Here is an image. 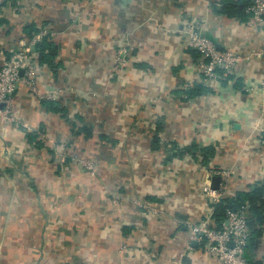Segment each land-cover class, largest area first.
Segmentation results:
<instances>
[{
  "label": "crops",
  "instance_id": "obj_1",
  "mask_svg": "<svg viewBox=\"0 0 264 264\" xmlns=\"http://www.w3.org/2000/svg\"><path fill=\"white\" fill-rule=\"evenodd\" d=\"M221 2L0 0V67L28 32L58 47L52 64L33 51L39 94L19 85L16 121L0 117V264H220L190 226L220 229L211 195L223 180L221 199L264 185V58L252 57L264 21L249 27ZM192 23L241 57L226 80L203 81ZM197 85L210 92L189 97ZM205 147L215 149L206 165ZM250 226L249 262L264 264V224Z\"/></svg>",
  "mask_w": 264,
  "mask_h": 264
},
{
  "label": "built area",
  "instance_id": "obj_2",
  "mask_svg": "<svg viewBox=\"0 0 264 264\" xmlns=\"http://www.w3.org/2000/svg\"><path fill=\"white\" fill-rule=\"evenodd\" d=\"M247 25L256 28L264 21V0H251L246 7ZM47 36V31H40L32 39L19 42L18 47L12 55L5 60L0 67V117L14 122L11 115L13 97L19 85L27 86L35 96L38 92V64L34 59L32 47L42 42ZM187 46L195 51L199 57L198 69L202 74L204 82H215L222 78V75H233L241 57L231 50H220L216 43L208 37L201 25L192 23L186 31ZM126 49H121L116 56L117 68L126 65ZM254 58H264V49L254 53ZM21 71L23 74L21 75ZM223 73V74H222ZM261 86L264 90V75ZM188 86H185L187 88ZM58 93L47 96L49 100H56ZM23 127V125H21ZM25 126V125H24ZM80 168L90 176L97 175L96 166L90 159L77 160ZM220 176H227V172H219ZM226 181L220 183L218 193L211 195L212 203H219L225 193ZM137 207L146 210L152 215L161 211L154 208L143 200H136ZM247 206L237 210H228L226 221L220 229H214L209 220L190 226V239L204 245V252L220 264H251L246 259V251L249 246L251 234L247 218ZM125 248V247H124Z\"/></svg>",
  "mask_w": 264,
  "mask_h": 264
},
{
  "label": "trees",
  "instance_id": "obj_3",
  "mask_svg": "<svg viewBox=\"0 0 264 264\" xmlns=\"http://www.w3.org/2000/svg\"><path fill=\"white\" fill-rule=\"evenodd\" d=\"M223 9L222 14L227 15L228 17H237L242 18L245 14V8L251 3V0L245 2H237L234 0H222ZM240 3H243L244 6L241 8ZM247 18V15H246ZM37 33L28 32L26 40H30ZM35 51L38 53V61L40 64H52V61L55 59L58 53V47L50 42L48 36L42 39V42L35 46ZM223 74V73H222ZM228 78L226 75L225 80ZM210 92L208 87L197 85L193 89L188 90L186 93L189 97L200 96L202 94ZM78 132L81 133L86 139L92 136V130L86 126L80 127ZM30 140H32L34 135H28ZM185 150H195L197 148L195 145L189 149ZM203 155V164H207L211 158L215 155V149L213 147H205L199 151ZM247 206V220L249 225V230L251 232V221L258 223L259 225L264 224V185L256 187L254 190H248L246 192H239L235 197L222 199L219 203L214 205L213 214L211 220L213 224L219 225L221 228L222 223L226 221L227 211L228 210H237L242 206ZM249 247V246H248ZM248 249V248H247ZM246 259L249 261V257L246 253Z\"/></svg>",
  "mask_w": 264,
  "mask_h": 264
},
{
  "label": "water",
  "instance_id": "obj_4",
  "mask_svg": "<svg viewBox=\"0 0 264 264\" xmlns=\"http://www.w3.org/2000/svg\"><path fill=\"white\" fill-rule=\"evenodd\" d=\"M130 1H131V0H123L124 3H128V2H130ZM219 9H220V6H219ZM31 50H32V51H35V47H32ZM20 74L22 75V74H23V71H21ZM213 183H214V182H213Z\"/></svg>",
  "mask_w": 264,
  "mask_h": 264
}]
</instances>
